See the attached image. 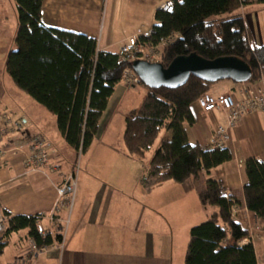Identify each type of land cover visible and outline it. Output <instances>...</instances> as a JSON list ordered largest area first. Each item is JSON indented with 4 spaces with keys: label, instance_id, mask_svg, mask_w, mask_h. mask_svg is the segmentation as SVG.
Returning a JSON list of instances; mask_svg holds the SVG:
<instances>
[{
    "label": "crops",
    "instance_id": "crops-1",
    "mask_svg": "<svg viewBox=\"0 0 264 264\" xmlns=\"http://www.w3.org/2000/svg\"><path fill=\"white\" fill-rule=\"evenodd\" d=\"M239 1L241 5L233 15L243 18L252 46L264 45V0ZM163 2L158 0L154 10ZM101 7L102 0H43L41 22L46 27L96 39ZM98 37V49L112 53H118L120 43L126 39L113 43ZM133 89L121 82L115 86L90 148L75 165L76 154L60 137L51 114L19 93L13 94L29 106L25 104L22 108L17 102H9L8 95L1 98L0 214L34 217L40 234L52 237L59 235V226L66 220L68 226L62 235V248L53 243L37 256L29 253L26 230L11 233L4 239L6 246L0 256L4 259L0 264H183L189 230L195 225L193 219L198 218L193 211L197 213L199 189L196 186L200 179L197 184L146 182L147 165L143 167V160L126 152L122 140L124 126L120 135L122 147L115 146L114 138L108 133L114 115L121 112L124 121L126 114L137 109L147 93L137 107L123 109V100ZM210 94L220 93L211 91ZM190 109L194 123L184 125V130L188 142L202 149L215 127L225 124V116L217 111L205 113L196 103ZM16 123L20 129H16ZM33 136H41L49 144L48 162L36 172L26 170L23 163V154ZM227 149L232 160L203 173L204 184L207 180L219 182L224 193L238 199L240 205L234 208L233 218L248 232L257 264H264L263 225L246 210L243 199V186L247 182L244 161L254 158L264 164V113L244 115ZM76 166L72 207L69 211L62 208L50 221L58 203L57 188ZM215 211L212 208L209 214ZM205 218L206 213L198 219ZM5 226L4 223V231ZM179 239L180 254H176Z\"/></svg>",
    "mask_w": 264,
    "mask_h": 264
},
{
    "label": "trees",
    "instance_id": "trees-1",
    "mask_svg": "<svg viewBox=\"0 0 264 264\" xmlns=\"http://www.w3.org/2000/svg\"><path fill=\"white\" fill-rule=\"evenodd\" d=\"M16 30L5 56L4 74L13 85L55 118V126L76 156L85 154L98 132V123L115 86L128 64L119 53L100 51L97 40L85 34L46 27L41 22L43 0H12ZM239 0H174L170 14L155 11L152 35L143 42L157 46L174 36L162 49L159 63L166 68L173 59L192 53L205 60L233 57L246 63L254 85L264 77V45L252 46L246 25L237 15ZM139 85L143 86L139 83ZM213 84L190 77L176 89H149L139 107L124 118L122 136L130 157L144 160L160 132L163 139L147 164L146 182H198L203 173L232 160L228 149L203 151L188 142L184 125H192L191 106L211 92ZM243 199L247 211L262 222L264 231V164L244 161ZM201 207L216 209L205 222L189 230L183 264H257L247 231L233 218L240 202L223 192L219 182L207 180L198 193ZM0 256L11 233L27 231L38 248L60 244L61 235H41L37 219L4 215Z\"/></svg>",
    "mask_w": 264,
    "mask_h": 264
},
{
    "label": "built area",
    "instance_id": "built-area-1",
    "mask_svg": "<svg viewBox=\"0 0 264 264\" xmlns=\"http://www.w3.org/2000/svg\"><path fill=\"white\" fill-rule=\"evenodd\" d=\"M252 1V0H246ZM174 0H165L160 6L159 11L170 14L173 11ZM152 28L147 32L137 31L135 36L128 39L127 43L122 45L119 49L120 62L126 63L129 67L123 70L121 83L127 84L129 87L134 88L139 84L138 78L131 70V64L135 61H144L148 63H156L150 58V51L155 55L161 54L160 49H164L173 40L174 36L161 39L157 46L143 42L142 38L148 39L152 35ZM238 99L232 97L229 93L219 95H204L200 97L196 104L205 113H213L214 111L220 112L225 116V124L217 125L208 141L202 148L203 151H211L214 149H227V144L232 141L233 131L240 121V119L253 112L264 113V77H261L254 85L240 86L237 91ZM9 121H6L8 124ZM16 129H20L19 124H15ZM0 133V138H1ZM19 151V150H18ZM23 153V152H22ZM24 167L26 170L36 172L42 170L49 159V144L41 136H33L28 141L27 151L24 152ZM81 155L80 151L78 157ZM74 172L64 179L62 185L57 188L58 203L55 208L54 214L51 216L50 221H53L54 216L58 215L62 208L71 209L74 195L76 192V175L78 167H74ZM6 217L0 214V234L4 232V223ZM68 226V220L59 226V235ZM63 247L61 240L60 248ZM46 247L38 248L33 240H29V253L31 256H37L45 250ZM18 264H25L24 262Z\"/></svg>",
    "mask_w": 264,
    "mask_h": 264
},
{
    "label": "rangeland",
    "instance_id": "rangeland-1",
    "mask_svg": "<svg viewBox=\"0 0 264 264\" xmlns=\"http://www.w3.org/2000/svg\"><path fill=\"white\" fill-rule=\"evenodd\" d=\"M156 5H158V0H102L98 36H100V38L104 40L113 43L123 38H126L124 39V41L120 43L118 48V52H119L120 47L126 44L130 37L135 36L137 31L147 32L151 30V27L154 24L153 16L155 12L154 8L156 7ZM158 9L159 7H157L156 11H159ZM15 30H16L15 4L12 0H0V100L3 96H5L6 98L8 95L11 96L9 98V102L12 103L17 102V104H20L22 108H25L26 107L25 104L28 103L25 102V100L22 101L20 99H17L13 93H19L21 97H24L25 99H30L29 101H33V100L29 98L27 95H25L23 92L19 91L13 85L11 79L6 74H4L3 71L5 56L9 51V49L11 48L12 39L15 34ZM98 36L96 37L97 44L99 39ZM114 48H117V46ZM113 50L116 51L117 49H113ZM160 52H162V49H160ZM150 54H151L150 58H152V61L159 63L160 56L159 55L154 56V54L151 51ZM243 85L244 84H235L229 80H225L213 84L211 91L213 93H220V94L229 93L232 97L238 99L237 91L239 90L240 86ZM127 87L129 86L127 85ZM129 93L130 96H126L123 100L122 103L123 109L126 107L130 108V106L132 108L137 107L138 106L137 103L142 98V96L144 97L146 90L141 85H135L133 91ZM122 126H124V121L120 112L114 115V118L112 119L111 126L108 131V133L111 134V136L114 138L115 146H119V148L122 147V140L120 137L122 132ZM168 137H169V133H167L165 130H162L160 132L154 145L146 153L145 156L146 158L141 162L143 167L147 165L148 160L157 150L160 142ZM84 155H80L79 157L75 156L73 165L78 164V160L80 159V157L83 158ZM196 187L199 189V192L205 188L203 176L200 177V182L197 184ZM210 209L212 208L201 207L197 200V213H194L193 211V214L195 215L194 217L199 218V216L206 213L208 218L210 216L209 214ZM198 218L195 221L193 219V222L195 224L193 225V227L207 220V218H205V219H201L202 220L201 221ZM180 245H181V240L179 239L176 245V254H180V249H179ZM3 257L0 258V262H2V259H4ZM5 257L8 258L9 253L5 254Z\"/></svg>",
    "mask_w": 264,
    "mask_h": 264
},
{
    "label": "water",
    "instance_id": "water-1",
    "mask_svg": "<svg viewBox=\"0 0 264 264\" xmlns=\"http://www.w3.org/2000/svg\"><path fill=\"white\" fill-rule=\"evenodd\" d=\"M131 70L139 83L149 89H176L191 76L211 84L225 80L244 84L251 78V70L243 61L233 57L205 60L194 53L176 57L166 68L160 63L135 61Z\"/></svg>",
    "mask_w": 264,
    "mask_h": 264
}]
</instances>
